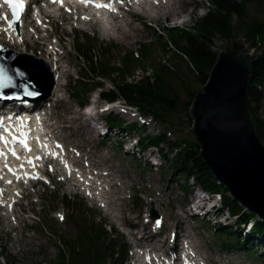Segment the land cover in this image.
<instances>
[{
  "label": "water",
  "instance_id": "water-1",
  "mask_svg": "<svg viewBox=\"0 0 264 264\" xmlns=\"http://www.w3.org/2000/svg\"><path fill=\"white\" fill-rule=\"evenodd\" d=\"M254 52L238 40L221 53L191 115L208 166L242 204L264 218V147L248 112Z\"/></svg>",
  "mask_w": 264,
  "mask_h": 264
},
{
  "label": "trees",
  "instance_id": "trees-1",
  "mask_svg": "<svg viewBox=\"0 0 264 264\" xmlns=\"http://www.w3.org/2000/svg\"><path fill=\"white\" fill-rule=\"evenodd\" d=\"M263 0H212L215 5V12H212L207 17H204L198 23L196 32L180 33L178 30H170V38L175 45L184 51L190 61L196 66L198 80L204 84L209 76L215 61L216 54L212 51V44L216 37L220 36L225 39H231L235 33L243 29L248 30L247 38L253 41L255 45L260 46L259 33H261V26L259 21L248 23L249 15L248 3H261ZM237 19V25L233 23V18ZM185 39V40H184ZM166 47V46H165ZM175 57L179 58L176 54ZM154 77L158 78V102L162 106H166L172 111L180 110L181 94L178 88L172 83L173 75L166 66L155 65ZM188 71L191 70L188 68ZM129 73V71H127ZM124 75V73H123ZM252 81L250 86V111L255 121V126L264 141V121L258 118V111L264 103V93L259 87L264 88V57L259 58L254 65L252 73ZM126 90H128V85ZM145 91V88H142ZM112 94L106 96L111 97ZM194 96L191 95V98ZM172 163L173 172L175 174H184L188 178H193L206 188L215 190L212 176L208 173L203 160L199 157V150L196 152L185 153L182 152L177 158L170 161ZM234 213H237L239 208H234ZM219 233L234 239V231L224 226H219ZM245 240L239 236L235 245L244 246Z\"/></svg>",
  "mask_w": 264,
  "mask_h": 264
},
{
  "label": "rangeland",
  "instance_id": "rangeland-1",
  "mask_svg": "<svg viewBox=\"0 0 264 264\" xmlns=\"http://www.w3.org/2000/svg\"><path fill=\"white\" fill-rule=\"evenodd\" d=\"M187 2L192 1V3L190 4V7L188 8V10L186 11V13L189 11V13H187L184 17H181V19L177 22V23H173L172 21L169 20H161L160 22H158L159 26L161 28L164 27H173V25H177L178 27H192L195 21V18H199L204 16L207 12H208V6L206 1L207 0H186ZM249 10H250V14L252 16H257L258 18H262V16H264V3L262 4L261 7L255 6V5H250L249 6ZM193 11V14L190 15V12ZM179 16V15H178ZM155 35H156V31H154V35H153V39L152 37L149 38V36L147 35V32L143 31L140 27H139V34H136V37H132L128 36L127 39L128 41H123L121 42V44L123 45V47L126 50H132L134 48L137 47V43L140 42H144L147 40H151L155 41ZM151 42V41H150ZM223 41L221 40H217L215 44H217V50L222 49L223 47ZM170 55H164L161 52L155 50L153 57L159 59V61H161L163 64H170L171 63V59H168ZM178 67L177 64L173 65V67ZM66 71H69L70 68L66 67L65 68ZM148 72H151V70H147ZM73 72V71H72ZM146 75V73L141 72L139 70H137L136 75L134 76V78H132V80H139V77ZM148 75V74H147ZM190 86H192L195 89H201V85L197 82L196 77L195 76H191L190 77ZM109 84L105 85V88L108 90L109 89ZM98 94V92L96 93ZM96 100H94L95 102ZM62 107L65 109L66 108V112L67 114L65 115V119H67L69 122L73 123V124H77V126L79 127V124L81 126V128H85L87 127L88 132L91 133L92 137H95L97 140H101V136L99 137L98 132L96 131V129L91 128L89 125H85L87 123V121L85 120V115L83 114V111L80 110L77 106H75V104L71 101H69L67 98L65 99L64 103L62 104ZM262 118L264 119V110L261 113ZM181 121L179 129L182 132L183 136H190V137H194L192 131H191V126L187 120V118L185 117V115H181L180 116ZM111 136H116L115 138L111 137V139H109L112 143V147H109L112 151V153L117 157V154L113 151V149L115 151H118L116 148L117 145V141L118 140H122L123 143L127 142V138L124 137L122 138L121 134H117V132L115 131L114 133L111 134ZM126 136V135H125ZM131 145H128L127 147H123V152H135V154L137 155L138 158H141V160L144 163H147L150 161L149 159V155H145L144 157L141 155H138L137 151L134 150L132 151L131 149ZM123 158H125L124 156H122ZM122 158V160H123ZM127 167H125V169H122V171H126V172H132L135 167L130 163V160L126 159V161L124 162ZM162 163V161H161ZM152 166V164H151ZM164 169H168V167L164 166ZM164 169H159L157 167L153 166V170L156 174V179L158 182L164 184V185H169V176L166 178V180L163 178L162 176V172L165 171ZM130 177L132 179H135L136 181L139 180L140 175L138 174V172H135L134 174H131ZM192 188L193 190L197 188V186L195 184H192ZM191 200H194V196H191ZM187 201H190V198L188 199L187 197ZM128 212V210H127ZM119 220L121 222L125 221V214L121 213L119 210L116 212ZM227 218L226 215H223L222 219L220 221H218V223H222L225 225H232L231 221H225V219ZM216 223L213 222V225H215ZM203 235V234H202ZM208 236H210L211 239H213L211 233L207 234ZM1 236V235H0ZM19 244L20 247L19 248H13L14 246H8V254L12 256V258H14L16 260V262H18V264H55L56 262V258L58 256V251L55 247V245L49 241L46 240L42 235L37 234V233H31L29 237H22L19 238ZM233 256L235 257H239L242 258L241 255L239 254H234L231 253ZM260 257V256H259ZM255 262L257 261L259 264H264V260H261L258 257H255L253 259ZM249 262V261H248Z\"/></svg>",
  "mask_w": 264,
  "mask_h": 264
},
{
  "label": "snow or ice",
  "instance_id": "snow-or-ice-1",
  "mask_svg": "<svg viewBox=\"0 0 264 264\" xmlns=\"http://www.w3.org/2000/svg\"><path fill=\"white\" fill-rule=\"evenodd\" d=\"M5 2L10 4L13 7V9L24 7V0H5ZM5 19H7V17H5ZM29 94L32 95L33 93H29ZM61 179H63V177H61Z\"/></svg>",
  "mask_w": 264,
  "mask_h": 264
},
{
  "label": "bare ground",
  "instance_id": "bare-ground-1",
  "mask_svg": "<svg viewBox=\"0 0 264 264\" xmlns=\"http://www.w3.org/2000/svg\"><path fill=\"white\" fill-rule=\"evenodd\" d=\"M182 0H178V2H181ZM158 19H162V15L158 14Z\"/></svg>",
  "mask_w": 264,
  "mask_h": 264
}]
</instances>
